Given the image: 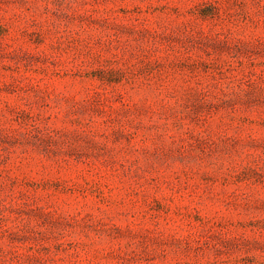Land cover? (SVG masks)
Listing matches in <instances>:
<instances>
[{"label": "rangeland", "instance_id": "obj_1", "mask_svg": "<svg viewBox=\"0 0 264 264\" xmlns=\"http://www.w3.org/2000/svg\"><path fill=\"white\" fill-rule=\"evenodd\" d=\"M0 264H264V0H0Z\"/></svg>", "mask_w": 264, "mask_h": 264}]
</instances>
